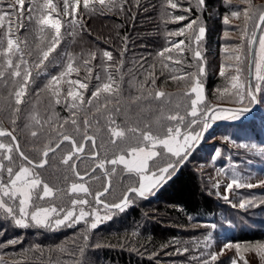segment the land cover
Returning a JSON list of instances; mask_svg holds the SVG:
<instances>
[{
	"label": "trees",
	"instance_id": "1",
	"mask_svg": "<svg viewBox=\"0 0 264 264\" xmlns=\"http://www.w3.org/2000/svg\"><path fill=\"white\" fill-rule=\"evenodd\" d=\"M2 1H0V11L11 12L9 3H12L13 0ZM44 2L46 0H35V2L25 0L22 9L24 15L19 19L15 13H19L21 8L17 5L16 11L13 13L16 19L11 18L10 25L12 24L16 29L21 23L30 30L36 27L35 16L40 11L39 5ZM161 2L162 0H106L107 6L101 7L95 3L94 7L89 10H85L83 4H76V19L80 21V24L75 28L73 35L70 34L73 32L70 25L71 16L64 17L63 0H53L58 13H52V16L62 19L64 24L61 30L63 40L61 46L52 54L53 62L48 66L46 72L30 84L29 92L25 97V102L20 106L21 110L18 114H13L15 104L10 95L11 78L9 77L8 87H0V128L13 131L20 149L34 164H39L43 159L41 153L46 145V139L48 140L52 135V140H54L53 136L57 135L58 132L72 136L77 144L84 143L86 145L85 151L81 156L79 155L80 158L72 161V163L76 162V170L80 175L89 172L98 164V161L92 157V152H96L101 160H110L117 154H123L130 147L139 146L142 137L140 133L132 132L128 133L126 139H117L115 144L112 143L109 133L108 111L113 113L112 119L115 121L113 126H119L126 131L129 128H136L140 132L151 131L153 135L164 137L167 128L173 124V121L165 120L164 111L166 110L169 111V116L177 114L184 116L185 120L182 124L186 127L193 118L188 115L190 97L185 93L190 92L192 83L196 79H200L201 76H204V78L201 77V81L205 80L203 83L206 93L205 100L216 102L218 98L213 94L212 89L217 88V77L211 78V74L208 73L199 76V67L204 65L206 71L212 62L206 60L204 63L201 59L194 60L193 51L188 49L194 50L193 44L200 27L207 28L205 31L207 37L204 39L206 45L209 44L211 47L214 44L217 45L218 42L220 43L217 35L221 31L222 24L218 18L208 17L206 7L213 8L217 5V9L221 13L222 11L231 12V7L224 5L221 0H203V4H199L198 0H181L180 4L184 5V8L174 9L175 13H169H173V19L179 16L186 18L182 21L175 19L164 22L160 17V9L163 7ZM3 6H7V8ZM73 7L74 3L70 0V13ZM109 8H111L110 11ZM262 9L264 10V7ZM262 9L260 11H263ZM48 11L50 10H44V13L47 14ZM29 16H33L31 22L28 20ZM24 17L27 18L24 20ZM249 17L251 19L247 20V30L252 33L259 13H251ZM6 19L10 21L7 16L3 21H0L3 34L8 32L5 25ZM192 21L197 23L188 36L170 35L174 31L179 32L182 27L184 28L187 23ZM209 23H212V26L208 25ZM25 30L29 31V29ZM19 33L21 34V31ZM19 33L15 32V35L18 36ZM180 40L185 41L186 50L184 53H178L177 50L173 49L171 53L166 54V56L171 55V60L158 55L165 48H169L172 42H179ZM27 43L35 47V40H27ZM44 46L46 47L47 44ZM104 51H109L112 54L113 59L111 61H107L102 56ZM68 52L80 57V60L77 61L80 72L79 75L73 73L65 79H80L82 82L89 83L88 90L83 93L86 101L99 84L106 82L107 73L104 70L106 65L111 66L110 71L113 78L120 82V93L109 97L111 102L106 107L104 106V95H101L98 103L94 102L91 105L85 103L77 116L73 117V110L65 106L64 97L68 85L64 83L60 86L62 102L56 104L57 106L53 110L54 116H49L46 112L40 113L42 127L34 125L31 120H26L24 107L29 106L34 99L40 96L43 99L45 96H50V93L44 90L45 85L51 76L58 75L64 70L62 66L66 65L64 54ZM91 52L97 53V57L91 60L88 65L92 68V78L86 80L85 78L89 74L83 66V60L90 59L87 54ZM35 57L36 53L29 59L32 60ZM176 60L181 61V63H174ZM121 61H123L122 64ZM164 64H167L168 67L165 68ZM117 67H119L118 72L116 71ZM185 74L189 75L184 79H171L173 75L179 77L185 76ZM191 74L196 75L194 77ZM97 75L101 76L100 80L96 79ZM121 77H123L122 80ZM152 79L156 81L154 85L151 83ZM141 85H143L142 88ZM157 90L165 92L164 98H155ZM149 92L152 93L151 96L148 95ZM136 97L139 99H135ZM163 100L167 103L168 108L164 107L166 103ZM155 101L158 102L157 106ZM160 102L163 106L159 104ZM251 105L246 103L235 106L249 107ZM212 106H214L213 103L207 108ZM97 107L101 109L99 112L96 111ZM256 111L257 106L248 113ZM73 118L77 120V125L71 123ZM13 120L15 123H12ZM85 120L88 121L87 127ZM164 121H166L165 124ZM61 124L63 128L59 127ZM180 124L176 121L174 126ZM145 125L148 127L146 128ZM235 125L237 123L219 124L217 130H214L211 135L212 140H215L214 146L218 144L216 138H225L229 142L250 145L254 135L252 130L248 131L243 126L238 129ZM191 128H194V125ZM29 129L37 131L38 135L36 137L29 135L27 133ZM85 132L87 135L95 137L96 148L92 147L90 141L83 140ZM249 134L250 136H248ZM0 141L10 143L11 138L0 137ZM56 143L57 140L51 142L50 145L53 147ZM70 145L71 143L68 141L61 143L59 149L49 153L44 167L35 168L39 177L56 192V198H50L47 202L70 205V200L73 198V194L68 195L67 186L78 177L70 164L62 163L64 150L68 149ZM204 149L208 155L210 154V158L217 151L212 147H204ZM235 151L237 154L231 150L225 155L232 156L234 160L243 165L242 157H246V155L242 149ZM159 152L162 154L155 160V163L150 162L149 172L164 165L163 157L165 154L163 151ZM15 156L19 159L18 153ZM195 159V154L192 153L178 170L180 163L174 162L175 167L170 171V178L158 189L152 199L141 198L135 193H130L129 198L132 197V203L123 212L112 209L109 212L112 219L104 221L98 225L97 229L88 230V224L85 222H80L72 228L64 227L55 231L35 228L20 229L11 226V224L5 225L0 222V243L4 244V247L0 248V264H55L56 261L70 262V264H179L174 263L178 260L177 257L173 256L178 254L175 249L183 246L182 241L184 239L196 233L195 230L188 227L191 218H205L211 223L213 222L215 232L220 236L221 233H225L229 229H237L236 225L242 224L239 220L240 216L242 218L248 217L239 210L237 205L226 204L221 195L217 196L214 188L211 189L204 185L203 175L201 176L195 168L196 166L192 165V161ZM5 164L7 166V162ZM249 165L251 166V163ZM214 166L219 168L223 164L221 161L215 160ZM116 167L115 173L106 168L110 188L102 199L108 204L118 203L129 187H137L135 184L125 186V181H127L126 176H131L137 184L138 174L127 173L121 165ZM227 168L230 169V167ZM93 177L96 180L90 182V193L93 194V199L90 198V202L95 204V193L102 192L106 186L105 170L95 167L84 179ZM83 197H88V194ZM245 211L247 210L245 209ZM247 220L259 221L262 224L261 226L255 225L256 228L237 229L229 240L236 243L264 241V220H249V218ZM179 227H184V230ZM84 234L89 237L87 241L83 239ZM9 239H18L19 243L8 245L7 240ZM32 245H39L40 250H33ZM58 245H63L67 251L61 253L57 250ZM81 248H84L83 254H81ZM204 257H210V253H206ZM196 264L199 263L196 262ZM212 264L224 263L214 261Z\"/></svg>",
	"mask_w": 264,
	"mask_h": 264
},
{
	"label": "snow or ice",
	"instance_id": "2",
	"mask_svg": "<svg viewBox=\"0 0 264 264\" xmlns=\"http://www.w3.org/2000/svg\"><path fill=\"white\" fill-rule=\"evenodd\" d=\"M35 2V0H33ZM250 3V0H246ZM25 0H16V4L9 3V8L12 9L11 12L0 11V21H3L7 16L11 21V16L15 13L16 6L19 5L21 11L15 13L17 18L22 17L23 5ZM95 3H98L101 7L107 6L106 0H83V7L85 10H89L94 7ZM199 4H203V0H198ZM64 4V17L71 16L70 25L72 26L73 32L70 34H75V28L79 26L80 21L76 19L77 8L73 7L71 13L69 12L70 0H63ZM167 4L175 9L178 7L177 3L173 0H167ZM40 11L35 16L36 22V35L38 37L35 43V48L31 49L27 43V38L21 41L15 32L9 27L6 34H3V27L0 25V87L9 86V77L11 78L10 95L14 99L15 108L13 109V114H18L21 110L20 106L25 102V97L29 92V86L32 82L36 80L37 77L43 75L48 66L53 62L52 54L57 51L58 47L61 46L63 40L62 28L64 24L62 19L53 18L52 13H58L57 6L53 3V0H46V2L39 5ZM44 10H50L47 14ZM111 8H109V11ZM33 11V9H30ZM244 15L246 20L251 19L248 15V9L244 10ZM232 16L238 17V12H233ZM186 17L179 16L175 17L176 20H184ZM33 16H29L28 20L31 22ZM227 22V18H226ZM196 21H192L186 25L187 29H192L196 24ZM20 27H24L23 23ZM256 29H261V34L257 37L256 32L253 31L247 39V61L251 66L254 64V80L255 89H253L251 83L247 85V91L245 94V84L242 82L239 73H242V68L237 67L238 75L231 77V89L225 88L224 92L231 93L237 98V103H247L255 104L257 97V92L264 90V11L259 13V18L255 24ZM17 29L16 31H18ZM205 33L204 27L199 28V34L196 35L195 40L199 42ZM51 34V39H48V35ZM170 35H185V29H180L177 33H172ZM247 35V24L245 25V33L241 36V43L245 36ZM256 41L257 46L253 47V42ZM47 44L45 47L44 45ZM23 45V47H22ZM185 41L180 40L179 42H172L169 48H165L160 53L159 56L165 57V59L171 60V53L173 49L177 50L178 53L185 52ZM194 60L202 59L201 52L199 50H193ZM34 52L36 57L32 60L29 57H33ZM66 57V65H62L64 70L58 75L51 76L48 83L45 85V91L50 93L51 101L50 103L60 104L61 101V85L66 83L68 85V90L66 96L64 97L65 106L73 110L72 116L76 117L78 112L85 106V103L91 105L94 102L99 101L101 95L105 96V107L111 101L109 97L119 95L121 87L120 82L113 78L112 72L110 71L111 66H105L104 70L107 73L106 82L99 84L96 90L92 92L91 97H84V91L88 90L89 83L82 82L80 79H65L70 77L71 74L76 73L79 75L80 67L77 66V61L80 60L79 56H75L68 52L64 54ZM90 59L83 60V66L88 72L86 80H91L92 68L88 67L91 60L96 59L97 53L91 52L87 54ZM102 56L111 61L113 59L112 54L109 51H104ZM241 64L243 63L244 57L242 55H237L235 58ZM123 61H121V64ZM176 64H180L181 61H174ZM165 68L168 67L167 64L163 65ZM119 71V67L116 68ZM251 71V67H250ZM205 72L204 66L199 67V74L202 75ZM221 75H224V68H221ZM151 76V73L149 74ZM189 74L185 76H175L173 75L171 79H184ZM195 77L196 74H191ZM97 80L101 79L100 75L96 76ZM123 77H121V80ZM155 79H152L151 83L155 84ZM143 85H141V88ZM235 90L232 92V90ZM203 91L204 85L196 80L190 88L191 93H195V98L191 100V110L188 113L193 119L189 124L186 125L188 129H191L192 125L199 126L200 123L203 124V129L201 131H187L182 132L179 126L173 128L168 127L166 135L161 138L158 135H153L151 131L140 132L139 129L129 128L127 131L119 126L115 125V121L109 115L108 120L110 122L109 131L111 133L112 143L115 144L117 139H126L129 132L140 133L142 137L139 146H134L128 148L124 154L116 155L110 160H101L96 152H92V157L98 161L96 165L100 169L105 170V175H108L106 164L112 165V173L117 171L119 165H123V170L127 173H135L139 175V185L138 187L132 186L127 189L124 194V198L119 203L108 204L102 199L109 191L110 184L104 187L103 192L95 193L94 203L97 205H103L105 210L109 212L112 209H117L121 212L128 207L129 193H135L136 196L141 198H147L149 195H153L155 190L160 188L167 179L170 178V170H172L175 165L173 163H168L166 166L159 167L156 171L149 172L150 162L155 163V160L161 156V152L156 149L162 148L164 153L171 154L174 157H179L180 159L177 163H183L187 159L188 149L199 144L204 131L211 127L209 121H218L222 119L236 120L239 119L244 113L250 111L249 107H238V108H226V107H209L206 109H199L198 105L203 101ZM152 95L151 92L148 94ZM165 92L157 90L155 92V98L161 99L165 96ZM135 99H139L136 97ZM101 109L96 108L99 112ZM200 117L201 119H196ZM170 121H178V123H183L185 120L184 116L180 115H170L166 117ZM30 120L34 125L42 127L41 117L38 111H33L30 114ZM51 120V117H49ZM15 123V120L12 121ZM47 123V121H45ZM73 125H77V120L73 118L71 120ZM85 126H88V121L85 120ZM27 127V125H26ZM63 128V125H59ZM147 128L148 125H145ZM31 136L36 137L38 135L37 131H31ZM0 137H10V143H4L0 141V222L5 225L11 224V226L20 229H44L49 231L59 230L61 228L67 227L72 228L80 222H85L88 224V230L97 229L98 225L104 221L112 219L111 214L100 215L99 210L92 207V202L87 199H71L70 205L64 203H52L47 202L51 199L56 198V192L48 183L44 182L39 174L35 172V168H42L47 163V157L50 152H55L59 149L61 143L68 141L71 143L72 150L63 157L62 163L71 166L75 175L80 179L84 180V176L76 170L77 165L72 163L74 159H79V154L85 151L86 145L84 143L77 144V141L70 135L58 132L56 147L53 148L50 144H46L42 150V157L39 164H34V162L20 149L17 143V137L14 135L13 131H7L0 128ZM182 137V139H181ZM84 141H90L93 148H96V139L94 136H89L85 132L83 136ZM244 147V145H241ZM249 150H256L261 154H264V148L257 149L255 145L249 146ZM18 153L19 159L15 156ZM219 155V153H217ZM215 158V157H214ZM7 162V166L5 164ZM223 171V169L221 170ZM87 175V173H85ZM253 184H244L239 178L238 174L234 173L233 178L227 184L226 191L232 190L233 187L239 189L241 187H255ZM42 188V191L40 190ZM74 193H85L90 194V189L85 183H73L69 189L70 194ZM227 199V197H225ZM264 203V201H262ZM253 201H241L239 207L245 208L246 206H251ZM84 206H88L90 211H86ZM78 210V211H77ZM91 217V222L88 218ZM83 239L87 241L89 239L87 234H84ZM207 239V238H206ZM19 243L18 239L7 240L8 245H17ZM4 247V244L0 243V248ZM225 247H230L226 245ZM239 251V245L235 246ZM264 247V246H261ZM33 250H40L39 245H32ZM57 250L61 253L67 251L63 245H58ZM81 254L84 252V248L80 249ZM180 249H177L179 252ZM183 251L187 252L188 249L185 248ZM217 260L216 254H211L209 259L203 260L202 264H212V262ZM55 264H70V262L56 261ZM233 264H236L233 261Z\"/></svg>",
	"mask_w": 264,
	"mask_h": 264
},
{
	"label": "rangeland",
	"instance_id": "3",
	"mask_svg": "<svg viewBox=\"0 0 264 264\" xmlns=\"http://www.w3.org/2000/svg\"><path fill=\"white\" fill-rule=\"evenodd\" d=\"M3 2L2 0H0ZM174 3H177L178 7L175 8V10H179V8H184V5L180 4L181 0H173ZM74 3V7L76 8V4H83V0H72ZM221 2L229 7H231L232 11L226 12L220 10L218 11L217 5L216 7L209 8L206 7V13L209 18H218L219 22L222 24L221 31L218 33L217 38L219 39L220 43L214 44L210 47V45H206L204 42V39L207 37L204 33L203 38L199 42H194L193 48L194 50H199L201 52V56L203 62L205 63L206 60L212 62L211 66L208 67V69L203 74H211V78L213 76L217 77V88H213L212 92L213 94L218 98L215 101H206L205 100V89L203 91V101L198 105L199 109H206L210 104H229V105H243L246 104L247 101L243 104L237 103V98L235 95L231 93L224 92L225 88L231 89V77L234 75H238L237 73V67L239 66L242 68V73H239L241 76L242 82L245 84V94L247 91V65L248 61L246 59L247 57V39L251 35V32L247 30V35L244 38L243 45L241 43V36L245 33V25L247 24V20L244 15V10L248 9V15L251 13H260L261 9L264 7V0H250L249 2H246V0H221ZM12 3H16V0H13ZM162 6L160 11L161 15L160 17L164 20V22H169L173 19V13L174 9L171 8L167 4V0H162L161 2ZM76 5V6H75ZM7 8V6H3ZM1 10V7H0ZM170 10V11H169ZM263 10V9H262ZM16 11V9H15ZM169 12H173L170 14ZM233 12H238L239 16L234 17L232 16ZM12 19H16L13 15L11 16ZM27 17H24V20ZM55 18V17H53ZM227 18V22H226ZM6 28L9 30V27L19 33L21 31V34L19 33L18 37L21 41H24L25 38L27 40H35V43L38 40V37L36 35V27L35 31L34 28L30 30V28H21L20 25L18 31L17 29L13 27V25L10 23L12 21H5ZM189 23H187L188 25ZM208 25L212 26V23H209ZM210 26V27H211ZM29 29V31L25 30ZM181 29H185V35L188 36L192 33V29H187L186 26ZM205 31L207 28H204ZM173 33H177L174 31ZM199 34V29L197 30V35ZM261 34V29L259 31L258 36ZM48 39H51V34L48 35ZM202 41V43H201ZM257 46V44H256ZM255 46V47H256ZM23 47V45H22ZM31 49H34L35 47L30 46ZM59 48V47H58ZM35 53V52H34ZM237 55H242L244 57L243 63L241 64L238 62L235 58ZM61 56V55H60ZM212 60V61H211ZM204 66V65H202ZM224 68V75H221V68ZM199 76H201L199 74ZM204 78V76H201ZM199 82L202 84L205 82L201 81ZM195 80V81H196ZM194 81V82H195ZM193 82V83H194ZM192 83V85H193ZM250 83L255 89V80H254V64L252 65V77L250 80ZM191 85V86H192ZM204 85V84H203ZM191 88V87H190ZM235 90L233 89L232 92ZM257 100H256V106L257 111L253 113H244L239 119L236 120H228V119H222L218 121H209L211 124V127L208 128L204 136L202 137L199 144H197V147L192 152L195 154L196 159L192 161V165L196 166L198 173L203 178V183L206 186H209V188H214L217 192V196H222L224 202L226 204H235L238 206L239 210H241L245 215L248 217L242 218L240 216L239 220L242 222V224H237L236 227L238 230L240 229H246V228H256V226H261V222H253L248 221L249 220H264V154H261L260 152L256 150H249V146L255 145L257 149L264 148V90L255 93ZM185 95H189L190 97V108L189 112L191 110V100L195 98V93H185ZM40 96V95H39ZM169 98V96H167ZM164 98V97H163ZM51 97L45 96L43 99L42 96L36 98L33 100V102L28 106L24 107V115L26 120L29 119L30 121V114L35 110L38 111V113H48L49 116H54L53 110L55 106H57L54 102L50 103ZM164 101V100H163ZM162 101V102H163ZM162 102L159 104L163 106ZM165 102V101H164ZM166 103V102H165ZM158 102L155 101V105L157 106ZM168 108L167 103L166 106ZM154 109V108H153ZM161 111V110H160ZM164 116H169L168 110L164 111ZM111 115L113 117V113L108 111V117ZM190 116V115H189ZM191 117V116H190ZM193 118V117H192ZM196 119L200 120V117H197ZM167 120V119H165ZM166 121H164L165 124ZM176 121H173V124H170L171 127L175 128L179 126L181 128L182 132L187 131H201L202 126L200 123V126L194 125V128L188 129L187 127H184V125L181 123L180 125L174 126V123ZM228 122H231L233 124L237 123L235 125L236 128H241L243 126L246 130H252L253 137L251 138V144L246 145L242 144L240 142H229L225 138H216L217 140V147L214 146L215 140H212L211 135L214 130H217V127L219 124L224 123L227 124ZM241 122V123H240ZM203 125V124H202ZM113 126V125H112ZM110 127V122H109ZM114 127V126H113ZM199 127V128H198ZM198 128V129H197ZM31 131H34L33 129H29V132H27L29 135H31ZM110 133V131H109ZM111 135V133H110ZM250 136V134L248 135ZM55 139L52 140V135L46 139V144H50L53 141L57 140V135L53 136ZM163 138V137H162ZM182 139V137H181ZM45 140V139H42ZM135 140V139H133ZM132 140V141H133ZM136 141V140H135ZM241 145H244V147H241ZM204 147H212L215 148L217 151L215 154H213L210 158L208 155V152ZM191 149V148H190ZM190 149L187 151L189 152ZM236 149H242L246 157H242L244 160V164L242 165L239 161L234 160L232 156H226L225 154L233 151L234 154H237ZM72 150L71 145L68 147V149L64 150L63 155H67ZM157 151H163L162 148H157ZM125 153V152H124ZM123 153V154H124ZM164 153V152H163ZM191 153V154H192ZM219 153V155H217ZM165 156L163 157L164 165L166 166L168 163L174 162L177 164V161L179 160V157H174L171 154L164 153ZM190 154V155H191ZM119 155V154H117ZM189 155V157H190ZM188 157V158H189ZM215 157V158H214ZM215 160L221 161L223 164L222 167H215ZM249 161V162H248ZM251 163V166L249 165ZM122 169H123V165ZM113 166L106 165L107 169H112ZM227 167H230L228 169ZM254 168V170H253ZM174 169V168H173ZM172 169V170H173ZM223 169V171H221ZM156 171V170H154ZM171 171V170H170ZM153 172V171H152ZM151 173V172H150ZM238 174L239 178L244 184H253L256 185L255 187H241L239 189L233 187L232 190L226 191L227 184L231 181L233 178V174ZM96 180L94 177L91 179H84L80 180L75 179L72 183H70L67 188L68 191L73 183H85L86 186L90 189V182ZM125 186L127 185H139V175H138V181L136 184V181L134 182L133 177L126 176ZM42 191V188L40 189ZM87 194L85 193H74L72 199H87L90 201V198L93 199V194H88V197H83ZM150 196V195H149ZM148 196V197H149ZM95 197V196H94ZM227 197V199L225 198ZM152 199V198H149ZM130 203L132 202V197L129 198ZM241 201H253V204L251 206H246L245 208H240L239 205ZM86 211H90V208L88 206H84ZM92 207H95L99 210V213L101 216L105 214H110L108 210H105L102 205L92 204ZM245 209L247 211H245ZM78 211V210H77ZM254 211V212H252ZM190 223L188 224L189 229L195 230L196 233L193 234L191 237L184 239L182 242L184 243L183 246H180L175 249V252H177V249H180L178 254L173 255L174 257H177L178 260L174 261V263L179 264H202L203 260L209 259L210 257H204L206 253L216 254L217 255V263L221 262L224 264H233V261L236 262V264H264V241L258 242V243H236L229 240V238L235 234L237 229H227L225 233H221L220 236L217 235V232H215L214 223L209 221L208 219L201 218V219H195L191 218ZM88 220L91 222V217L88 218ZM180 229H183L182 227H179ZM184 230V229H183ZM207 238V239H206ZM193 241V242H192ZM226 245H229L230 247H225ZM236 245H239V251L235 247ZM187 248L188 251L185 252L183 249ZM201 250V251H200ZM203 250V251H202ZM199 251V252H197ZM199 259V260H198Z\"/></svg>",
	"mask_w": 264,
	"mask_h": 264
},
{
	"label": "water",
	"instance_id": "4",
	"mask_svg": "<svg viewBox=\"0 0 264 264\" xmlns=\"http://www.w3.org/2000/svg\"><path fill=\"white\" fill-rule=\"evenodd\" d=\"M264 11V10H263ZM259 18V17H258ZM258 20V19H257ZM254 31L256 32V35H257V37H258V34H259V31H260V29H256V28H254ZM256 46V41H254L253 42V47H255ZM250 67H251V71H250ZM251 77H252V65L250 66L249 64L247 65V85L250 83V80H251ZM216 106H220V107H226V108H238V107H243V106H235V105H229V104H217V105H214V106H212V107H216ZM256 108V103L255 104H252L251 106H249V109H250V111H248V112H252L254 109ZM247 112V113H248ZM202 129H203V125H202ZM201 129V130H202ZM204 133H205V131H204ZM203 136H204V134H203ZM202 136V137H203ZM202 139V138H201ZM201 139H200V141H201ZM56 147V145L55 146H53V148H55ZM197 147V144L194 146V147H192L191 149H190V151L188 152V155H187V159H188V157H189V155L194 151V149ZM80 156L82 155V153H80L79 154ZM44 158V157H43ZM187 159H185L184 161H183V163L187 160ZM74 163H76V162H74ZM183 163H180L179 165H178V168H177V170L183 165ZM95 167H97V166H94L89 172H87V175H81V176H84V178L86 177V176H88L93 170H94V168ZM103 170V169H102ZM106 185H109V179H108V177L106 176ZM159 189V188H158ZM158 189H156L155 190V192H154V194L153 195H150L149 197H147V198H152L155 194H156V192L158 191ZM104 191V190H103ZM102 191V192H103ZM130 194V193H129ZM128 194V195H129ZM123 198H124V196H123ZM122 198V199H123ZM121 199V200H122ZM120 200V201H121ZM119 201V202H120ZM118 202V203H119Z\"/></svg>",
	"mask_w": 264,
	"mask_h": 264
}]
</instances>
